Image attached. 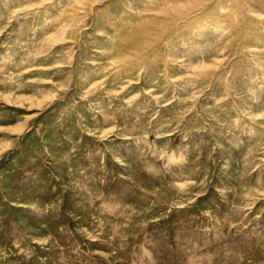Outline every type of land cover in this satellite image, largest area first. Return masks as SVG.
<instances>
[{
    "label": "rangeland",
    "instance_id": "obj_1",
    "mask_svg": "<svg viewBox=\"0 0 264 264\" xmlns=\"http://www.w3.org/2000/svg\"><path fill=\"white\" fill-rule=\"evenodd\" d=\"M0 264H264V0H0Z\"/></svg>",
    "mask_w": 264,
    "mask_h": 264
}]
</instances>
